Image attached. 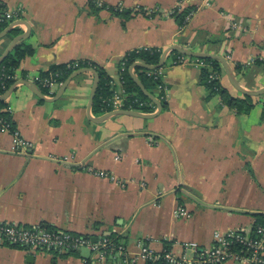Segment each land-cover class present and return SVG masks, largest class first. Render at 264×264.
Listing matches in <instances>:
<instances>
[{"label": "crops", "instance_id": "1", "mask_svg": "<svg viewBox=\"0 0 264 264\" xmlns=\"http://www.w3.org/2000/svg\"><path fill=\"white\" fill-rule=\"evenodd\" d=\"M5 11L15 18L0 27V34L11 27L0 39V57L28 31L20 45L33 53L9 76L10 87L0 89L2 97L14 87L0 100V112L33 148L16 153L13 133H0V225L40 224L93 241L113 237L131 255L142 242L156 252L180 253L181 243L211 247L218 231L253 233L264 226V95L236 91L225 71L223 96L202 83L201 67L172 65L170 54L159 68L167 99L156 85L149 92L161 107L148 99L146 107L131 109L152 118L114 115L95 122L130 110V100L123 109L102 106L96 113L93 104L89 112L92 72L50 100L86 68L101 69L111 91L126 90L128 54L163 53L173 45L220 55L239 67L234 72L245 89H263L264 0H0V14ZM76 63L80 67L71 69ZM58 66L69 75L50 93L35 78L51 76ZM133 73L138 78L136 68ZM22 81L35 83L47 100ZM246 97L247 106L238 108L235 102ZM101 171L115 180L94 174ZM180 208L188 216L178 215ZM93 258L85 249L57 255L0 244V264H120Z\"/></svg>", "mask_w": 264, "mask_h": 264}, {"label": "built area", "instance_id": "2", "mask_svg": "<svg viewBox=\"0 0 264 264\" xmlns=\"http://www.w3.org/2000/svg\"><path fill=\"white\" fill-rule=\"evenodd\" d=\"M15 15L9 11L3 12L0 16L1 22L11 21ZM179 54L178 58L171 61L172 65L183 63L197 64L204 68L206 65L201 59H193ZM126 60L123 62L122 70H126ZM79 63L73 64L72 68H79ZM210 81L220 83L221 75L210 70ZM161 70L156 69L149 72V75L157 81L159 91L164 93L161 100H166V87L161 82ZM63 73L56 72L49 77L37 76L35 82L40 83L50 93L61 85ZM9 78V77H8ZM112 84V83H111ZM129 94L123 88H112V96L105 103L112 105L115 109H123L124 102L128 100ZM148 103L139 98L130 101V110L134 106L146 107ZM0 133H13L14 151L16 153H29L33 146L25 140L17 131L13 130L12 123L0 118ZM95 175L115 180L114 176L106 172H94ZM178 215L188 216V212L180 208ZM0 244L22 248L26 251H41L55 253L57 255H68L85 249L91 253L93 259L98 262H105L109 259L118 260L120 264H223L234 260L248 264H264V226H257L252 233L230 230L227 232H215L214 243L211 247H201L196 243H181L180 253L171 249H164L161 252L154 251L147 243H139V252L135 255L129 254L127 247L119 243L113 237H101L93 241L90 237L73 234L59 228H48L43 225L31 227L15 224L0 225Z\"/></svg>", "mask_w": 264, "mask_h": 264}, {"label": "trees", "instance_id": "3", "mask_svg": "<svg viewBox=\"0 0 264 264\" xmlns=\"http://www.w3.org/2000/svg\"><path fill=\"white\" fill-rule=\"evenodd\" d=\"M1 16V14H0ZM179 19V24L182 26L184 25V18L185 15L181 14ZM0 27L5 28L6 23L0 21ZM14 34H19L18 31H15ZM32 50H28L24 45H20L16 47L9 55L8 57L4 60L2 65L0 66V89L1 92H4L5 90L3 89L4 86L6 88H9L10 85L13 83L8 77L13 74L14 70L17 69L21 63V61L27 56L32 54ZM162 55V51L158 49H142L138 51H133L130 54L127 55L126 57V63L128 68L131 67L134 63H136L138 60L142 61L145 64L148 65H157L160 61ZM179 53L174 52L173 54L170 55L169 60L174 61L178 58ZM193 60V59H191ZM206 67L201 69V81L202 83L210 89L213 93H219L224 96V93H226V90H224L221 87V83L217 81H210L209 76L211 74L210 70H213L214 72H217L219 74L223 73V67L221 63L218 60L214 59H202ZM95 67V66H94ZM128 68L122 72V78L125 82V88L126 92L129 94V100L132 101L134 98H139L141 100H148V98L143 94L141 89L138 87V85L134 82L133 78L128 72ZM239 67H233V70L237 72ZM96 70L99 73L100 76V82H99V87L97 90V94L95 97L94 101V111L96 113L102 112V108H106L108 111L111 110V107L108 103H105L104 100H107L108 98L111 97L112 91L109 86V81L110 79L105 75V73L99 69L96 68ZM138 78L140 81L143 83L145 88L148 90H153L156 85L157 81L153 79L152 76L149 75V70L142 69V68H136ZM52 73L56 72H61L64 75L63 79L68 78L69 71L65 66H58L54 67L51 71ZM50 73H45L42 74V76L47 77V75ZM251 100L250 97H246V100L244 101H237L235 102L237 107L240 108L241 105L245 103V106H247V103ZM233 100L227 98V102L231 103ZM103 106V107H102ZM5 107V103L0 101V109H3ZM7 113H2L0 112V118L6 119L7 118Z\"/></svg>", "mask_w": 264, "mask_h": 264}, {"label": "water", "instance_id": "4", "mask_svg": "<svg viewBox=\"0 0 264 264\" xmlns=\"http://www.w3.org/2000/svg\"><path fill=\"white\" fill-rule=\"evenodd\" d=\"M22 22V21H21ZM11 30V27L6 29L4 32H2L0 34V39L2 37H4L6 34H8ZM30 35V31H28L27 33L15 38L12 43L9 45V47L6 49V51L4 52V54L0 57V66L1 64L4 62V60L8 57V55L16 48L18 47L25 39L28 38V36ZM179 53L181 55L187 56L189 58H196V59H214V60H218L221 65L223 66V69L225 71V74L229 80V83L231 84V86L238 92L242 93L245 96H261L264 95V88L257 90V91H250L245 89L240 82L238 81L235 72L233 70V67L231 66L230 62L220 56V55H216V54H211V53H207V52H194L191 49L182 47L181 45H173L171 47H169L168 49H166L160 58V61L157 65H148L145 64L143 62H136L132 65L131 67V77L133 78L134 82L138 85V87L141 89V91L143 92V94L151 101L155 102L159 107H161V104L153 97V95L148 92V90L145 88V86L143 85V83L140 81V79L137 78V76L133 73V70L135 68H142V69H146V70H156L159 69L161 67H163L166 63L167 58L169 57L170 54L172 53ZM84 72H92L94 74L95 80H94V85H93V89H92V93H91V98H90V104H89V112L91 111V107L94 104V100L97 94V90L99 87V82H100V76L98 74L97 71H95L92 68H86V69H81L78 70L76 72H74L65 82L64 84L61 86L60 90L58 91V93L56 94V96L53 99H50L51 101L55 102L57 101L63 94L64 91L66 90L67 86L69 85V83L72 81L73 78H75L76 76L84 73ZM22 85L28 87L35 95H37L40 99H46L44 98V94L42 93V91L38 88V86L31 82V81H22ZM14 90V87L11 88L8 93L2 97H0V100H5L7 99L11 92ZM47 100V99H46ZM49 101V100H48ZM114 115H127V116H131V117H139V118H152L153 115H147V114H142V113H138L135 111H131V110H118V111H114L111 113H108L98 119H96L97 123L106 121L107 119H109L111 116ZM94 121V120H93Z\"/></svg>", "mask_w": 264, "mask_h": 264}]
</instances>
